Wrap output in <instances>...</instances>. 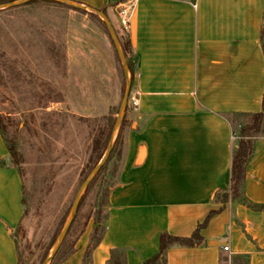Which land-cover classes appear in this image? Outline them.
<instances>
[{
  "label": "crops",
  "instance_id": "obj_1",
  "mask_svg": "<svg viewBox=\"0 0 264 264\" xmlns=\"http://www.w3.org/2000/svg\"><path fill=\"white\" fill-rule=\"evenodd\" d=\"M72 1L101 9L114 27H125L133 78L102 238L90 248L95 223L88 218L60 264H113L114 252L123 264H144L158 253L161 233L190 236L222 206L214 196L230 187L244 115L262 108L264 0ZM126 5L124 26L118 10ZM85 11V20L92 19ZM73 31L70 47L83 55H70L69 63L85 66L95 96L107 98L99 114L106 115L124 93L116 47L97 23ZM23 185L0 131V264H18L13 232L24 216ZM244 190L264 204V136L256 138ZM201 234L200 245L169 247L167 264H244L245 256L247 264H264V209L228 201Z\"/></svg>",
  "mask_w": 264,
  "mask_h": 264
},
{
  "label": "rangeland",
  "instance_id": "obj_2",
  "mask_svg": "<svg viewBox=\"0 0 264 264\" xmlns=\"http://www.w3.org/2000/svg\"><path fill=\"white\" fill-rule=\"evenodd\" d=\"M86 15L52 0L0 9L2 132L20 153L25 184L26 211L16 231L20 264H43L49 255L82 183L101 119L119 110L123 97L108 114L99 115L106 96H95L98 89L91 87L84 65L69 63L70 55H83L82 48L70 47L74 28L97 23L105 30L94 17L85 20ZM116 60L120 72L122 62ZM119 162L115 155L103 174L110 183H115ZM107 203L93 186L78 209L70 242L78 239L96 210L102 208L104 216Z\"/></svg>",
  "mask_w": 264,
  "mask_h": 264
},
{
  "label": "trees",
  "instance_id": "obj_3",
  "mask_svg": "<svg viewBox=\"0 0 264 264\" xmlns=\"http://www.w3.org/2000/svg\"><path fill=\"white\" fill-rule=\"evenodd\" d=\"M8 1H14V0H0L1 2H8ZM32 2V1H30ZM56 2V1H55ZM66 6H69L65 4ZM80 10V9H78ZM83 12H86L85 10H80ZM92 17H94L97 21L102 22L104 25L105 30L107 33L110 35L108 27L104 23V21L100 18L98 14L95 12L91 11L89 12ZM116 33L118 35L120 44L122 46V49L125 53V56L128 60L129 68L132 74V61H131V42L128 38L127 32L124 28H116ZM111 38V36H110ZM112 39V38H111ZM260 40L264 52V25L261 29V35H260ZM113 41V40H112ZM116 56L118 61H121L119 54L117 53L116 50ZM133 75L131 76V81H132ZM125 90V88H124ZM128 108V106H127ZM127 110V109H126ZM116 114L118 113V110L115 112ZM113 112H111L109 115H106L102 117L101 119V124L99 125V129L97 134L93 137L92 143H91V153L88 159V162L84 169L82 170V179L81 182L85 179V177L88 175V173L91 171V169L102 159L107 145L108 141L110 138V134L115 122L116 117L114 116ZM126 114H124L123 119L121 121V125L117 134V137L114 142V146L111 150V153L109 155V158L107 162L103 165V167L100 169L98 174L95 176L93 181L90 183L88 188L86 189L85 193L83 194V197L80 201L78 209L81 207L83 200L89 190L93 187H97V194H102V203L105 204L108 202V196L110 193L111 188L113 187L114 183H110L106 177L103 176L105 173V170L109 164V162L114 158L116 155L121 159L122 155V147L121 144L122 142V134L123 130L126 125ZM245 122L241 126L238 138L233 145V150H232V162H231V183L230 187L228 189L224 190H218L215 192L214 199L217 202L222 203V206L217 208V209H212L206 218L198 224L197 228L194 230V232L187 237H180V236H175L167 232H163L160 235V249L156 255L153 257L148 258L144 264H167V257L166 253L169 247L173 245H182V246H196L200 245L204 238L201 234V230L205 228L210 221V219L220 212L222 210L223 205L228 202V201H236L245 204L246 206L253 208V209H264V204H258L250 200L244 190L245 186V180H246V169L249 161L251 160L254 150H255V142L256 138L259 136H264V96H263V101H262V108L258 112H253V113H246L245 115ZM82 120L89 122V118H84L81 117ZM0 131L3 135L2 132V119L0 117ZM5 139V138H4ZM6 146L8 149L9 157H10V165L13 167H17L23 177L22 171L19 168V165L21 163V156L20 153L17 151L16 145L14 141H7L5 139ZM24 189V198H23V204H24V214H25V184L23 185ZM78 212V211H77ZM103 212L102 208L98 209L95 211L93 215L94 223H95V228H94V233L92 236L90 248L95 246L98 242H100L102 235H103V222L105 221L107 217V212L104 214L103 217L100 216V214ZM78 214V213H77ZM76 214L72 225L70 229L67 232V235L61 244L60 248L58 249L56 255L50 262V264H60L63 262L74 250V242L69 241V237L71 234V231L76 223L78 215ZM91 217V216H90ZM89 217V218H90ZM21 223V222H20ZM20 224L18 227L14 230L13 232V237L16 241L17 245V251H18V264H20V253H19V245L16 237V231L19 228ZM102 230V233L97 236V233ZM111 262L113 264H123L122 257L120 253H115L112 255ZM242 262L244 264L248 263V259L245 257L242 258ZM84 264H87V259Z\"/></svg>",
  "mask_w": 264,
  "mask_h": 264
},
{
  "label": "water",
  "instance_id": "obj_4",
  "mask_svg": "<svg viewBox=\"0 0 264 264\" xmlns=\"http://www.w3.org/2000/svg\"><path fill=\"white\" fill-rule=\"evenodd\" d=\"M30 1H32V0H14V1L7 2V3H1L0 9L12 7V6H17L20 4H25V3L30 2ZM52 1H60L64 4H67V5L75 7V8H79V9H83V10H90V11H93L100 16V18L104 21V23L108 27L110 36L114 42L117 53L119 54V57L121 59L123 69L125 72V90L123 93V97H122V100L120 103V107H119V110H118V113H117V116H116V119H115V122H114V125L112 128L111 134H110V138L108 141L106 151H105L102 159L91 169V171L88 173V175L85 177V179L80 184V186L76 192L75 198L73 200V203L70 207L68 219H67L66 223L64 224V226L62 227L61 231L59 232V234L56 238V241L54 243V246L52 247L49 255L45 258L43 264H50V262L52 261V259L56 255L58 249L60 248L61 244L63 243V241L67 235V232L70 229L72 222H73V220L77 214L78 207H79L80 201L83 197V194L85 193L86 189L88 188L90 183L93 181L95 176L98 174L100 169L107 162L109 155L111 153V150L114 146V142H115V139L117 137V134H118V131H119V128L121 125V121L123 119V116H124L126 109H127V106H128V101H129L130 91H131V86H132V81L130 79V68H129L125 53H124L122 46L120 44L118 35H117L116 30L114 28V25L112 24V22L110 21V19L106 15V13L101 9L81 5V4H78L72 0H52Z\"/></svg>",
  "mask_w": 264,
  "mask_h": 264
},
{
  "label": "built area",
  "instance_id": "obj_5",
  "mask_svg": "<svg viewBox=\"0 0 264 264\" xmlns=\"http://www.w3.org/2000/svg\"><path fill=\"white\" fill-rule=\"evenodd\" d=\"M194 6H196V3H194ZM129 10H130V5L123 6L118 10V14L121 18V23L124 26L128 24ZM223 248L224 250H229V246H224Z\"/></svg>",
  "mask_w": 264,
  "mask_h": 264
}]
</instances>
